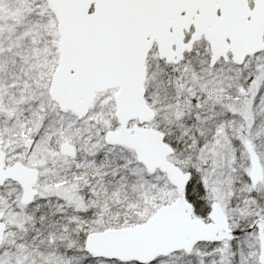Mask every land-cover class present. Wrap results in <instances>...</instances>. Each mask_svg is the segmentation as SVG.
Here are the masks:
<instances>
[{
  "label": "snow or ice",
  "instance_id": "6c2138e0",
  "mask_svg": "<svg viewBox=\"0 0 264 264\" xmlns=\"http://www.w3.org/2000/svg\"><path fill=\"white\" fill-rule=\"evenodd\" d=\"M0 264H264V0H0Z\"/></svg>",
  "mask_w": 264,
  "mask_h": 264
}]
</instances>
